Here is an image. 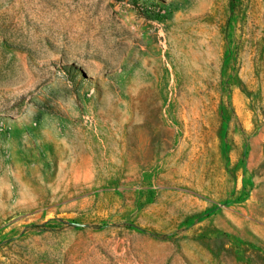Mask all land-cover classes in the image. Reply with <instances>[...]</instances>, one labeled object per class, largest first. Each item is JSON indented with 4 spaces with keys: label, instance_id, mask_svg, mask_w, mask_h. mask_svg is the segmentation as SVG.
I'll list each match as a JSON object with an SVG mask.
<instances>
[{
    "label": "rangeland",
    "instance_id": "374dc122",
    "mask_svg": "<svg viewBox=\"0 0 264 264\" xmlns=\"http://www.w3.org/2000/svg\"><path fill=\"white\" fill-rule=\"evenodd\" d=\"M0 264H264V0H0Z\"/></svg>",
    "mask_w": 264,
    "mask_h": 264
},
{
    "label": "trees",
    "instance_id": "16d2710c",
    "mask_svg": "<svg viewBox=\"0 0 264 264\" xmlns=\"http://www.w3.org/2000/svg\"><path fill=\"white\" fill-rule=\"evenodd\" d=\"M231 2H232V0H231Z\"/></svg>",
    "mask_w": 264,
    "mask_h": 264
}]
</instances>
